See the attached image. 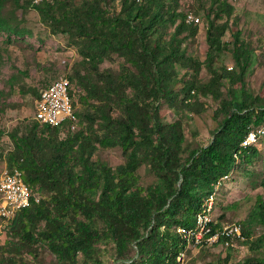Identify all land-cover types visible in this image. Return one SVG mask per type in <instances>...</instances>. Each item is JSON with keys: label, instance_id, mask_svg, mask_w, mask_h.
Wrapping results in <instances>:
<instances>
[{"label": "trees", "instance_id": "1", "mask_svg": "<svg viewBox=\"0 0 264 264\" xmlns=\"http://www.w3.org/2000/svg\"><path fill=\"white\" fill-rule=\"evenodd\" d=\"M12 1L24 10L35 8L53 34L80 48L83 68L69 78L85 94L78 97L84 110L75 108L76 120L52 127L33 116V122L9 132L13 147L6 153L7 167L23 172L32 203L6 220L9 239L0 246V264H29L25 256L38 258L43 248L59 264H103L102 252L110 247L117 264H181L189 243L177 230L195 228L216 183L231 176L240 161L252 162L261 154L254 144H242L264 122V97L246 89L243 71L236 76L214 65L223 52L232 7L212 0L205 59L211 77L198 84L194 75L203 63L187 45L196 22L177 11V0H118L119 9L115 0H0V33L23 37L27 31L16 13L5 12ZM232 42L236 65L244 68L250 57L239 30ZM113 55L122 59L119 68L101 69ZM181 69L194 75L185 79ZM72 86L73 100L78 95ZM196 93L217 100L219 125L207 144L195 146L182 119L167 123L161 110L166 103L193 111ZM2 95L0 89V113ZM116 147L122 149V164L113 167L95 157L100 148ZM143 166L154 176L146 185L139 173ZM257 204L264 224V194ZM224 216L217 217L215 232L227 224ZM241 224L242 239L216 246L232 252V244L242 241L254 254L235 262L230 252L208 264H264V234L252 239Z\"/></svg>", "mask_w": 264, "mask_h": 264}, {"label": "rangeland", "instance_id": "2", "mask_svg": "<svg viewBox=\"0 0 264 264\" xmlns=\"http://www.w3.org/2000/svg\"><path fill=\"white\" fill-rule=\"evenodd\" d=\"M226 1L232 7V13L228 18L229 26L223 36L225 42L223 52L214 65L224 73L228 70L229 73L234 72L236 76H240L243 71L242 80L246 89L264 97V0ZM177 2V11L182 13L183 17L192 13L199 18L196 22V33L188 39L187 45L189 54L203 63L196 75L192 70L184 69L179 73L185 79L194 75L198 84L207 83L211 72L205 65L208 46L206 30L207 14L213 6L212 0H177ZM114 5L119 9L118 0H115ZM5 12L8 15L15 12L27 34L16 37L0 33V89H3L1 101L5 105L3 112L0 113V178L7 167L6 153L13 147L8 136L9 132L16 126L34 121L38 98L33 90L39 93L42 88L55 80L71 77L77 69L83 68L80 48L71 43L67 37L53 34L43 23L40 13L35 8L24 10L18 8L12 1L8 2ZM210 13L213 15V11ZM225 19L226 16L219 22ZM236 30L240 31V39L249 52L250 61L244 68L236 65L232 54L233 34ZM120 62L122 59L113 55L104 61L101 69L107 67L118 69ZM72 85L75 94L78 95L73 98L74 106L84 110L82 102H78V97L85 94V90L76 82ZM236 86L239 87L240 83ZM222 90L227 94V79L223 81ZM191 106L193 111L164 103L161 113L167 123L181 118L187 140L193 142L195 146L207 144L219 125V120L214 115L218 102L211 95L196 93ZM258 127L264 129V122ZM253 144L261 154L252 158V162L240 161L237 170L221 187L216 210L218 217L225 215V219L221 220L224 224L243 223L245 228L253 233L252 239H256L264 234V224L259 221L257 204L259 197L264 194V132ZM95 157L113 167L124 163L120 147L100 148ZM139 173L142 184L153 182L154 176L148 173L146 167L143 166ZM7 226L8 223L0 219V246L9 239ZM230 252L224 246L207 245V248L203 249L191 247L187 264H208L219 257H226ZM231 253L235 262H240L254 254L250 246L243 244L242 241L235 243ZM113 256L111 247L103 251V264H117ZM24 259L29 264H59L56 256L46 248L39 252L38 258L26 255ZM20 264L24 262L21 261Z\"/></svg>", "mask_w": 264, "mask_h": 264}, {"label": "built area", "instance_id": "3", "mask_svg": "<svg viewBox=\"0 0 264 264\" xmlns=\"http://www.w3.org/2000/svg\"><path fill=\"white\" fill-rule=\"evenodd\" d=\"M41 0H35L39 3ZM199 18L192 13H188L187 22H197ZM72 81L69 77H61L39 91V99L36 103L34 120L40 125H49L52 127L61 126L67 121L75 118V107L71 97ZM77 128L73 124L72 129ZM264 132L263 127L253 129L242 146L247 147L253 144ZM230 176L221 178L215 185V191L207 198L202 213L196 219L195 228L186 230L179 228L177 231L188 240L189 246L202 248L207 245L219 244L224 239H242L243 225L241 223L226 224L223 229L215 232V226L218 222L216 210L217 199L223 183ZM39 201V199H37ZM32 203V191L24 180L23 172L14 168L9 170L5 168L0 178V219L10 220L16 217L17 213L28 208ZM231 246V243H226ZM235 244H232L234 246ZM187 249V250H188ZM181 264L188 262L187 252L181 254L179 258Z\"/></svg>", "mask_w": 264, "mask_h": 264}, {"label": "clouds", "instance_id": "4", "mask_svg": "<svg viewBox=\"0 0 264 264\" xmlns=\"http://www.w3.org/2000/svg\"><path fill=\"white\" fill-rule=\"evenodd\" d=\"M41 1H42V0H41ZM41 1H40V2H41ZM36 4H38V3H36Z\"/></svg>", "mask_w": 264, "mask_h": 264}]
</instances>
